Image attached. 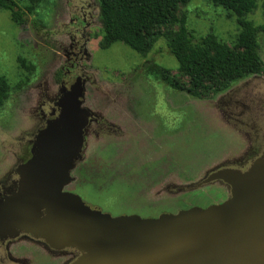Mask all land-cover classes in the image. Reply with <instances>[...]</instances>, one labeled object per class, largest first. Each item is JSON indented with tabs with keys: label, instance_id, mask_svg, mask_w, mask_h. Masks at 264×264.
Returning <instances> with one entry per match:
<instances>
[{
	"label": "rangeland",
	"instance_id": "1",
	"mask_svg": "<svg viewBox=\"0 0 264 264\" xmlns=\"http://www.w3.org/2000/svg\"><path fill=\"white\" fill-rule=\"evenodd\" d=\"M86 1L97 4L93 12L99 19V0H82ZM18 2L22 8L28 4L27 0ZM77 3L44 0L35 13L26 15L24 24L16 23L9 10L0 8V74L10 85V96L0 109V179L16 174L21 159L29 156L28 140L41 123L38 107L45 93L54 97L62 80L68 84L75 80L74 75L64 73L68 64L63 42L70 31L66 22ZM181 12L197 40L214 33L232 45L240 32L236 13L209 0H191ZM244 18L263 25L262 0ZM97 28L101 30L100 21ZM258 38L264 59V34ZM91 49L92 58L82 63L89 76L84 81L85 104L102 116L107 128L95 121L87 128L83 157L77 161L72 171L75 179L66 189L80 195L92 208L113 216L157 217L221 201L226 190L219 184L198 188H189V184L221 165L225 156L239 155V130L244 125L231 120L236 115L230 113L233 109L229 111V103L239 99L231 87L192 96L146 72V66L155 62L188 84L164 38H159L146 55L121 41L103 49L97 48L94 40ZM20 59L34 67L27 68ZM258 74L257 83H250L255 85V92L264 90V72ZM260 121L264 122V116ZM146 123L152 124L150 131L145 130ZM172 186L179 189L173 191ZM26 244L29 242H19L17 248L24 250L21 255L27 254L29 264L64 261L62 256Z\"/></svg>",
	"mask_w": 264,
	"mask_h": 264
},
{
	"label": "water",
	"instance_id": "2",
	"mask_svg": "<svg viewBox=\"0 0 264 264\" xmlns=\"http://www.w3.org/2000/svg\"><path fill=\"white\" fill-rule=\"evenodd\" d=\"M60 92L58 114L15 168L16 190L0 195V240L28 235L54 250L74 248L80 255L70 264H264V159L189 184L223 180L230 197L221 203L157 217L113 216L66 189L93 113L83 105L81 77Z\"/></svg>",
	"mask_w": 264,
	"mask_h": 264
},
{
	"label": "trees",
	"instance_id": "3",
	"mask_svg": "<svg viewBox=\"0 0 264 264\" xmlns=\"http://www.w3.org/2000/svg\"><path fill=\"white\" fill-rule=\"evenodd\" d=\"M27 1L22 8L18 0H0V8L9 10L13 21L24 24L26 15L35 13L44 0ZM209 1L238 16L240 32L234 44H228L214 33L199 40L194 37L188 28L186 14L180 13L191 0H99V45L105 49L121 41L146 55L159 38H164L179 63L180 75L188 78V84L155 62L146 66V72H153L159 80L192 96L225 91L236 81L264 72L258 40L259 34H264V24L257 26L244 18L255 9L258 0ZM262 6L264 15V0ZM20 60L27 68L34 67L27 65L24 59ZM9 94V82L0 74V109Z\"/></svg>",
	"mask_w": 264,
	"mask_h": 264
},
{
	"label": "flooded vegetation",
	"instance_id": "4",
	"mask_svg": "<svg viewBox=\"0 0 264 264\" xmlns=\"http://www.w3.org/2000/svg\"><path fill=\"white\" fill-rule=\"evenodd\" d=\"M54 2L56 3V0H54ZM76 2L78 3L74 5V12L69 15L68 22H66V25H68L70 31L66 33L67 39L65 42H63L65 60L68 64L66 65V67H63L64 73L66 76L74 75V82L78 77H81L84 81L85 79L87 80L89 78V76H87L82 68V63L92 58L93 51L91 47L93 41L96 40L97 48H99L101 39L100 28H97L99 19L95 18L96 16L93 12V8H97V4L90 1H86L83 3L82 0H76ZM73 71H75V73H73ZM259 77L260 74L258 73L252 74L239 80V84V81H236L229 86V88L231 87L230 91L234 94L235 98H239L237 101H235L236 103L234 101H231L229 103L232 105H229L231 107L229 108V111L233 109V111H230V113L232 114V112H234L236 115L231 120H234L238 124L244 125L242 129L239 130V132L242 134L240 135L241 142L240 144H238L242 146V149L240 148L238 151L239 155L225 156V159L221 165L210 168L208 171H206V173L200 180L194 183L207 178L210 174H215L226 168L246 171L257 159H264V122L262 123L260 121V117L264 116V90H258L257 92H255V85L250 86L251 82L257 83L255 79H258ZM62 84H65L68 88H70V86L72 85L68 84L67 81L62 80L58 88V94L56 96L50 97L47 93H45L43 100L38 107V113L41 118V123L38 126V130L46 125L47 120L54 118L58 114L59 108L57 107L56 103L61 96L60 87ZM83 100V105L86 106L85 98H83ZM45 106L49 108L48 112L44 110ZM92 113L93 117L90 119V122L86 127V131L94 121L101 123L103 126H106V122H102V116L96 115V113L94 112ZM133 124L134 118L130 122L131 126ZM151 129L152 124H147L145 130L150 131ZM152 135H154V131L152 132ZM32 138L28 140V142L30 143V149L32 145ZM85 138L87 140L86 132ZM30 149L28 151L29 156L25 159H21V162L26 161L31 156ZM17 179V174H7L6 177L0 179V195L9 194L15 191L17 188ZM211 184H219L226 190L225 197L221 201H218L216 203H221L230 197V186L221 179H215L206 184H202L201 186H207ZM170 189L174 191L178 190L179 188H176V186H172ZM22 241L29 242V244H26L27 247H29L31 244H34L35 246L43 249L44 252L49 255L62 256L64 258V261L62 260V262L59 264H70L80 255V252L74 248L54 250L45 245L43 240L34 239L28 235H21L16 239L0 240V264H29L30 258L27 257V254L25 256L21 255L24 253V250H20V247L17 248L19 242Z\"/></svg>",
	"mask_w": 264,
	"mask_h": 264
}]
</instances>
